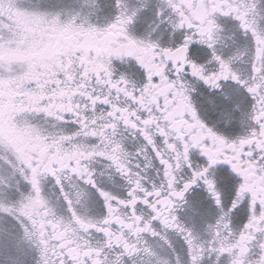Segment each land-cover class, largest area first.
<instances>
[{"label": "snow or ice", "instance_id": "obj_1", "mask_svg": "<svg viewBox=\"0 0 264 264\" xmlns=\"http://www.w3.org/2000/svg\"><path fill=\"white\" fill-rule=\"evenodd\" d=\"M0 264H264V0H0Z\"/></svg>", "mask_w": 264, "mask_h": 264}]
</instances>
